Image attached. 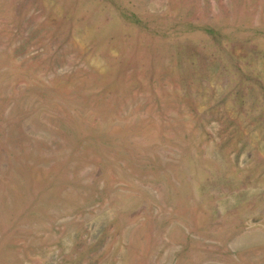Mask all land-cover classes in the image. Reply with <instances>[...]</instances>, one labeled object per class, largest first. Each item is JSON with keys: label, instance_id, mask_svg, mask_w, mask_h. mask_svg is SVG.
<instances>
[{"label": "rangeland", "instance_id": "1", "mask_svg": "<svg viewBox=\"0 0 264 264\" xmlns=\"http://www.w3.org/2000/svg\"><path fill=\"white\" fill-rule=\"evenodd\" d=\"M0 264H264V0H0Z\"/></svg>", "mask_w": 264, "mask_h": 264}]
</instances>
